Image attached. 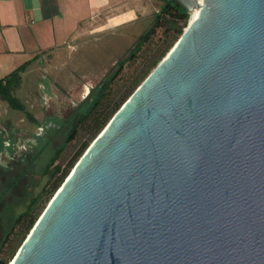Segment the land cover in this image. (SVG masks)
Listing matches in <instances>:
<instances>
[{
  "label": "water",
  "instance_id": "1",
  "mask_svg": "<svg viewBox=\"0 0 264 264\" xmlns=\"http://www.w3.org/2000/svg\"><path fill=\"white\" fill-rule=\"evenodd\" d=\"M169 2L195 17L6 264H264V0Z\"/></svg>",
  "mask_w": 264,
  "mask_h": 264
},
{
  "label": "rangeland",
  "instance_id": "2",
  "mask_svg": "<svg viewBox=\"0 0 264 264\" xmlns=\"http://www.w3.org/2000/svg\"><path fill=\"white\" fill-rule=\"evenodd\" d=\"M165 1L132 0L131 3L137 7V18L122 24L125 26H109L108 23L114 21L108 19L109 13L100 19L94 16L90 18L88 29L66 44L68 46L56 51L45 49L26 65L20 86L14 93L25 106V111L10 107L7 114H2L0 107V133L3 139L16 135L20 138L18 145H26L27 148L25 153L16 157L0 153V242L13 214L22 213L33 199L39 197L37 218L45 208L54 194L49 197L43 194L49 178L46 168L57 149L65 144L79 105L87 101L118 64L130 56L138 37L150 27L154 14ZM83 14L85 16V12ZM189 18L190 14L182 32ZM161 36L162 29H158L138 57L124 65L116 85L130 83L149 67L139 84L143 81L155 67H152V63L150 65L147 57L154 53H151L153 49L157 53ZM177 39L171 42L165 54ZM165 54L159 57V61ZM12 70V67L8 69L9 72ZM81 135L82 132L65 146L55 164L62 167L69 164L81 143L87 139V136ZM26 138L33 143L26 142Z\"/></svg>",
  "mask_w": 264,
  "mask_h": 264
},
{
  "label": "trees",
  "instance_id": "3",
  "mask_svg": "<svg viewBox=\"0 0 264 264\" xmlns=\"http://www.w3.org/2000/svg\"><path fill=\"white\" fill-rule=\"evenodd\" d=\"M188 17L189 14L181 7L166 0L161 8L154 14L150 27L138 37L137 43L130 56L118 64L111 75L100 84L94 94L91 95L87 101L82 102L79 105L78 113L72 119L70 131L65 139V144L57 149L56 154L47 165L46 170L49 178L43 190V194H46V196L49 197L55 192L69 173L74 161L87 147L90 139L93 140V138L102 130L116 110L134 91L137 85H139L141 77L149 71L148 67V69L146 68L142 72L141 76L129 81L130 83L125 82L123 85L118 86L116 85V80L120 76L124 65L137 58L139 53L151 42L156 31L162 29L161 45H159L157 53L155 51L156 49H153L151 53H154H150L151 55H148L147 57V61H151L150 65L152 63V67L156 66L159 57L165 54L167 47H169L171 42L179 38L181 35L182 27L186 25ZM161 46H163V48L159 50ZM31 60L25 61L0 78V99L7 102L13 109L25 111V106L14 93L20 86L24 68ZM81 132V137L87 136V139L81 143L74 158L64 167H62L61 164H55L65 146ZM3 141V135L0 133V144L2 143L0 151L3 148ZM39 198L33 199L30 205L22 213L17 215L13 214L11 223L0 242V258L4 260L5 263H7L14 255L17 247L22 243L26 234L37 219V203Z\"/></svg>",
  "mask_w": 264,
  "mask_h": 264
},
{
  "label": "crops",
  "instance_id": "4",
  "mask_svg": "<svg viewBox=\"0 0 264 264\" xmlns=\"http://www.w3.org/2000/svg\"><path fill=\"white\" fill-rule=\"evenodd\" d=\"M131 1L0 0V78L45 49L68 46L88 29L94 16L100 19L109 13L108 19L114 20L109 26L135 20L137 7ZM0 107L2 114L10 108L2 99Z\"/></svg>",
  "mask_w": 264,
  "mask_h": 264
},
{
  "label": "flooded vegetation",
  "instance_id": "5",
  "mask_svg": "<svg viewBox=\"0 0 264 264\" xmlns=\"http://www.w3.org/2000/svg\"><path fill=\"white\" fill-rule=\"evenodd\" d=\"M20 138L16 135L13 136H7L5 137V140L3 141V148L0 151V153L5 152L6 155H13V156H19L21 153H25L27 151L26 145H18ZM28 143H33V141L29 138L25 139ZM25 143V142H24ZM11 150V153L9 152Z\"/></svg>",
  "mask_w": 264,
  "mask_h": 264
},
{
  "label": "bare ground",
  "instance_id": "6",
  "mask_svg": "<svg viewBox=\"0 0 264 264\" xmlns=\"http://www.w3.org/2000/svg\"><path fill=\"white\" fill-rule=\"evenodd\" d=\"M196 12H197V10H194L193 12H191V15H190V18H191V19H192L193 17H195Z\"/></svg>",
  "mask_w": 264,
  "mask_h": 264
}]
</instances>
